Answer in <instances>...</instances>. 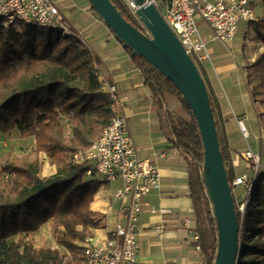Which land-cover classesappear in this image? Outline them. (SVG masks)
Segmentation results:
<instances>
[{"label":"trees","instance_id":"trees-1","mask_svg":"<svg viewBox=\"0 0 264 264\" xmlns=\"http://www.w3.org/2000/svg\"><path fill=\"white\" fill-rule=\"evenodd\" d=\"M111 2L128 22L146 34L123 0ZM252 28L264 43V20L252 22ZM124 49L155 99L170 144L187 164L196 220L194 233L206 264H212L216 228L201 175L202 143L195 120L175 86L142 56L128 47ZM98 63L74 29L64 35L22 22L3 27L0 20V132L15 128L23 137L33 136L35 142L34 154L27 162L6 161L0 166V264H64L65 254L58 249L35 248L26 237L48 221L59 229L56 241L68 253V264L80 263L83 248L79 243L91 236L90 226L101 227L97 221L102 214L90 208L99 182L88 177L86 167L72 159L75 152L87 148L99 136L113 115L109 97L100 89ZM248 69L249 83L254 75L259 77L250 89L255 96L264 90V52ZM167 94L180 100L186 118L164 108ZM208 95L231 186L226 141L218 130L214 103ZM62 119L67 121V136ZM42 152L55 166V172L44 177L39 175ZM250 198L242 218L235 207L239 222L235 264H259L256 256L264 259V172H259ZM242 225L247 232L243 241ZM17 234L23 236L16 242L8 241Z\"/></svg>","mask_w":264,"mask_h":264},{"label":"crops","instance_id":"crops-1","mask_svg":"<svg viewBox=\"0 0 264 264\" xmlns=\"http://www.w3.org/2000/svg\"><path fill=\"white\" fill-rule=\"evenodd\" d=\"M54 1L98 58L100 75L115 82L123 102L121 112L128 117L139 154L158 169L159 186L144 197L146 205L138 216V264H203L205 258L193 235L196 220L187 164L181 152L170 144L155 99L143 83L141 72L134 67L121 42L89 0ZM251 6L256 22L263 21L264 1L251 0ZM198 23L211 57V62H205L201 68L202 78L214 103L218 130L226 141L227 166L233 177L242 173L249 175L251 170L241 153L251 150L260 154V168L264 172V100L251 94L253 82L247 80L248 65L264 52V43L255 36L252 22H240L235 37L226 44L211 40L210 28L201 20ZM163 106L179 115L170 96H166ZM239 122L246 126L247 138L242 136ZM41 163L40 160V166ZM48 169L46 172L44 167H39V175L44 177L55 172L52 164ZM120 185L118 179L99 183L93 193L90 208L102 214L97 221L101 227L90 226L96 243H103L111 237L114 225L124 221L119 209L121 202L113 198ZM185 218L190 227L183 223ZM35 232L28 236L33 237ZM20 236H13L8 241L16 242ZM68 260L66 252L64 264H68Z\"/></svg>","mask_w":264,"mask_h":264},{"label":"built area","instance_id":"built-area-1","mask_svg":"<svg viewBox=\"0 0 264 264\" xmlns=\"http://www.w3.org/2000/svg\"><path fill=\"white\" fill-rule=\"evenodd\" d=\"M178 38L186 53L201 71L205 62H211L207 41L202 35L198 20L211 30L210 39L226 44L236 35L240 22H255L251 0H148ZM130 6L134 8L130 1ZM131 9V8H130ZM132 13L135 14L134 10ZM1 26L16 25L19 22L34 28H47L68 35L73 29L54 0H0ZM146 34H149L146 30ZM81 43L83 38L77 33ZM100 89L110 100L112 117L99 136L85 149L75 152L72 159L86 167V175L95 177L99 183L120 180L113 198L120 201L123 222H117L111 237L103 243H96L93 236L82 242L81 264H138L139 244L137 240L138 216L146 205L144 197L159 186L157 167L143 158L136 147L128 117L121 112V96L115 82L102 75L98 77ZM244 138L248 130L239 122ZM248 162L250 174L233 177L231 190L242 187L245 199L235 201L241 218L245 206L251 199L261 167V156L246 150L241 153ZM183 223L190 227L189 220ZM162 226H158L161 228ZM194 238L198 236L194 233ZM200 250V247H197ZM206 264V261L203 263Z\"/></svg>","mask_w":264,"mask_h":264},{"label":"water","instance_id":"water-1","mask_svg":"<svg viewBox=\"0 0 264 264\" xmlns=\"http://www.w3.org/2000/svg\"><path fill=\"white\" fill-rule=\"evenodd\" d=\"M130 1L149 34L128 22L111 0H89L122 46L159 70L175 86L189 108L202 143L201 175L216 228L217 243L212 264H235L239 222L205 82L157 8L148 0Z\"/></svg>","mask_w":264,"mask_h":264},{"label":"rangeland","instance_id":"rangeland-1","mask_svg":"<svg viewBox=\"0 0 264 264\" xmlns=\"http://www.w3.org/2000/svg\"><path fill=\"white\" fill-rule=\"evenodd\" d=\"M123 2H125V4L128 6L129 9L131 8L134 10V8L130 6V0H123ZM134 16L139 22V24L143 28H145L144 25L139 20V18L136 16V14H134ZM254 82L255 83L259 82V77L257 75H254L253 83ZM166 96H170L173 99L174 103L176 104L175 110L177 111V114L179 113V115L186 118L187 112L185 108L183 107L182 103L180 102V100L172 94H167ZM255 96H257V98L259 99L264 100V90L262 91V93L257 94ZM121 103H123L122 100H121ZM61 122L64 127V134L67 136V133L69 132L67 121L65 119H62ZM34 148H35V142H34L33 136L23 137L20 135L18 130L15 128L5 133L0 132V166L6 161H11L13 163L27 162L29 158L34 154ZM39 159L42 162L41 166H39L40 169L44 167L46 172H48L49 170L48 168L49 166H51L48 155L42 152L39 154ZM259 171L261 172V168ZM233 197L235 198V200L236 199L242 200V199H245L246 193L242 187H238L233 191ZM242 228L243 229H242L241 238H240L241 241H243L244 237L247 234V232H245L246 229L244 228L243 225H242ZM18 235L19 236L21 235L20 238L23 236V234H17L15 236H18ZM28 235L29 233L26 235L27 239L30 240V242L35 248L47 246V247L58 249L59 252L63 255L66 254L65 249L62 246L57 244L56 240L59 235V229L55 227L51 221H49L46 227L36 230L33 237H29ZM248 236H250V234ZM19 239H17V241ZM256 260L259 262V264H264V259H262L261 256H256Z\"/></svg>","mask_w":264,"mask_h":264},{"label":"bare ground","instance_id":"bare-ground-1","mask_svg":"<svg viewBox=\"0 0 264 264\" xmlns=\"http://www.w3.org/2000/svg\"><path fill=\"white\" fill-rule=\"evenodd\" d=\"M199 70V69H198ZM200 71V70H199ZM201 72V71H200ZM233 194V193H232ZM235 199V198H234ZM236 201V200H235ZM235 203V202H234ZM235 207H236V204H235Z\"/></svg>","mask_w":264,"mask_h":264}]
</instances>
